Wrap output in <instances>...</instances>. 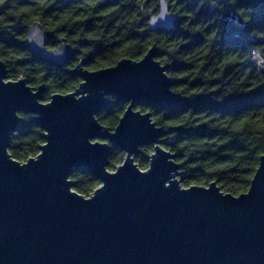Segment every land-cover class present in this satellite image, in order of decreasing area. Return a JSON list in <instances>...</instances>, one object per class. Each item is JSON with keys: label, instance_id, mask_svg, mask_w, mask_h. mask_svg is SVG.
<instances>
[{"label": "water", "instance_id": "1", "mask_svg": "<svg viewBox=\"0 0 264 264\" xmlns=\"http://www.w3.org/2000/svg\"><path fill=\"white\" fill-rule=\"evenodd\" d=\"M178 19L159 0L147 30L170 32ZM19 45L59 68L77 54L39 22ZM157 54L154 45L140 60L94 71L81 61L70 71L81 79L77 89L47 102L44 85L9 80L0 60V264H264V154L239 196L216 182L182 186L175 155L162 147L172 129L136 109L149 103L167 110L183 101ZM111 98L126 105L114 129L96 118ZM20 113L33 116L44 139L25 162L8 151ZM144 146H153L146 170L135 163ZM114 147L125 156L109 170ZM78 170L100 182L89 197L73 189L70 175Z\"/></svg>", "mask_w": 264, "mask_h": 264}, {"label": "trees", "instance_id": "2", "mask_svg": "<svg viewBox=\"0 0 264 264\" xmlns=\"http://www.w3.org/2000/svg\"><path fill=\"white\" fill-rule=\"evenodd\" d=\"M166 1L179 16L175 28L149 33L148 20L157 14L159 0H0V60L9 80L44 85L42 102H47L53 94L77 89L81 79L70 71L81 61L94 71L123 58L140 60L156 45L157 60L167 65L173 81L171 90L183 101L167 110L149 103L136 109L150 112L165 131L172 129L162 137V147L175 155L182 186L216 182L224 193L239 196L249 189L264 154V0ZM14 22L21 35L13 33ZM34 22L77 50L67 65L48 64L18 44ZM125 108L111 98L96 118L114 129ZM19 117L8 151L25 162L39 153L43 131L32 115ZM152 152L153 146L139 149V168H148ZM124 156L114 147L109 170ZM70 179L84 197L100 185L85 170L74 171Z\"/></svg>", "mask_w": 264, "mask_h": 264}, {"label": "flooded vegetation", "instance_id": "3", "mask_svg": "<svg viewBox=\"0 0 264 264\" xmlns=\"http://www.w3.org/2000/svg\"><path fill=\"white\" fill-rule=\"evenodd\" d=\"M15 27H17L18 28V30H15ZM12 31H13V33H15V34H17V35H21L22 34V30H21V27H20V24H19V22H14L13 24H12ZM27 31H28V29L26 30V33H25V35H24V38L23 39H19V41H21V40H24L25 38H26V36H27ZM59 38H61V37H57V35H56V39H59ZM63 38V37H62ZM18 41V42H19ZM19 44V43H18ZM22 47V46H21ZM57 47V43L56 42H53V43H49L48 45H47V48L48 49H55ZM72 47V46H71ZM73 48V47H72ZM73 49H75V48H73ZM26 50V49H25ZM78 53V52H77ZM76 56V55H75ZM74 57V56H73ZM72 57V58H73ZM72 58H70L69 59V61L72 59ZM68 61V62H69ZM68 62H67V64H68ZM66 64V65H67ZM137 106V105H136Z\"/></svg>", "mask_w": 264, "mask_h": 264}]
</instances>
